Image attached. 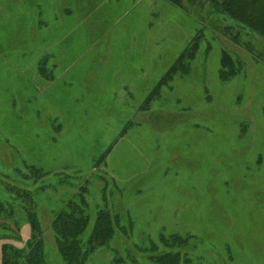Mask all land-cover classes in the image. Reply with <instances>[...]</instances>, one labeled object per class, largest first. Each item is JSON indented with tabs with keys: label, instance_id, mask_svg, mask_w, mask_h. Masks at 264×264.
Listing matches in <instances>:
<instances>
[{
	"label": "rangeland",
	"instance_id": "374dc122",
	"mask_svg": "<svg viewBox=\"0 0 264 264\" xmlns=\"http://www.w3.org/2000/svg\"><path fill=\"white\" fill-rule=\"evenodd\" d=\"M183 4L0 0V264L35 236L67 264L70 203L83 264H156L153 243L181 264H264V38ZM101 212L114 231L87 245ZM172 234L192 237L159 242Z\"/></svg>",
	"mask_w": 264,
	"mask_h": 264
},
{
	"label": "trees",
	"instance_id": "16d2710c",
	"mask_svg": "<svg viewBox=\"0 0 264 264\" xmlns=\"http://www.w3.org/2000/svg\"><path fill=\"white\" fill-rule=\"evenodd\" d=\"M169 3L184 8L183 0H166ZM192 2V0H189ZM209 3L210 12L213 16L218 17L223 24H231L238 32L243 30L237 26L244 27V30L255 33L264 38V0H206ZM196 38L188 46V48L176 59L171 70L167 76L175 74L179 69L188 66V61L192 60L197 51ZM257 59L264 63V49L259 52ZM222 68L219 72V77L222 81H227L236 74L234 72H227L228 63L233 59L230 54L223 52L222 55ZM234 65V62H233ZM172 77V76H171ZM81 207L78 204L70 203L67 210L58 214L57 222H55L54 229L57 239L58 251L63 260L67 264H83L80 260V250L78 247L80 237L83 235L87 225V217L77 218L76 216L84 212L80 211ZM5 208L0 204V213L4 212ZM106 213L101 212L98 215V224L101 228L96 226L93 230L87 245L93 243L100 245L105 238L112 234L113 221ZM111 225V226H110ZM190 236H180L172 234L168 238L161 236L159 242L166 247H182L186 246L187 242L191 239ZM152 254L150 259L156 264H181L182 256L180 253H160L158 245L152 244ZM1 264H47V256L45 245L42 238L33 237L32 240L26 243V248L18 249L13 246H4L1 254ZM76 259L79 263H77Z\"/></svg>",
	"mask_w": 264,
	"mask_h": 264
},
{
	"label": "water",
	"instance_id": "95a60500",
	"mask_svg": "<svg viewBox=\"0 0 264 264\" xmlns=\"http://www.w3.org/2000/svg\"><path fill=\"white\" fill-rule=\"evenodd\" d=\"M238 28H240V29H242V30H244V27H241V26H237Z\"/></svg>",
	"mask_w": 264,
	"mask_h": 264
}]
</instances>
